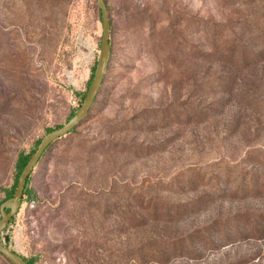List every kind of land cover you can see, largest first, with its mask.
I'll list each match as a JSON object with an SVG mask.
<instances>
[{
    "label": "rangeland",
    "instance_id": "1",
    "mask_svg": "<svg viewBox=\"0 0 264 264\" xmlns=\"http://www.w3.org/2000/svg\"><path fill=\"white\" fill-rule=\"evenodd\" d=\"M104 1L102 84L0 243L33 264H264V0ZM100 35L95 0H0V203L79 107Z\"/></svg>",
    "mask_w": 264,
    "mask_h": 264
},
{
    "label": "water",
    "instance_id": "2",
    "mask_svg": "<svg viewBox=\"0 0 264 264\" xmlns=\"http://www.w3.org/2000/svg\"><path fill=\"white\" fill-rule=\"evenodd\" d=\"M100 13L101 20V35L97 54V59L94 66V71L90 84L86 93L73 114L64 124L47 132L40 138L33 152L30 154L26 164L20 171L16 179V185L11 197L3 200L0 203V234L5 228L9 220L17 213L26 178L31 173L33 167L39 161L42 151L53 141L69 133L81 120L87 115L95 96L102 84L106 66L110 56V20L108 16L107 6L104 0H95ZM8 209V210H6ZM0 255L10 264H27L26 261L15 251L0 243Z\"/></svg>",
    "mask_w": 264,
    "mask_h": 264
},
{
    "label": "trees",
    "instance_id": "3",
    "mask_svg": "<svg viewBox=\"0 0 264 264\" xmlns=\"http://www.w3.org/2000/svg\"><path fill=\"white\" fill-rule=\"evenodd\" d=\"M92 74H93V73H92ZM91 78H92V76H91ZM90 81H91V79H90ZM90 81H89V83H88V85H87V88H88V86H89V84H90ZM87 88H86V90H87ZM86 90H85V92H84V95H85V93H86ZM84 95H83V97H84ZM83 97H82V99H83ZM81 101H82V100H81ZM74 113H75V111H72V112L70 113V117L73 116ZM50 131H51V130H50ZM38 142H39V140L36 141L35 147H36V145H37ZM48 146H49V145H48ZM48 146H47V147H48ZM35 147H34V148H35ZM47 147L42 151V154H43V152L47 149ZM34 148L31 149L30 152H28V153H26V154H25V153H20V154L17 156L16 162H15L16 175H15V177H14L13 183L11 184L10 188H8V189L5 190L3 200H5V199H7V198H9V197L12 196V194H13V192H14V189H15L17 176H18V174L20 173V171L22 170V168L24 167V165L26 164V161H27V159L29 158L30 154L33 152ZM42 154H41V155H42ZM27 180H28V177L26 178V181H25V185H24V189H23L22 197H23L24 195H26V194H30V190H28V188H27V186H26V185H27ZM6 210H8V209H6ZM22 258H23V257H22ZM23 259H24V258H23ZM24 260L26 261L27 264H33V262H32L31 260H27V259H24Z\"/></svg>",
    "mask_w": 264,
    "mask_h": 264
}]
</instances>
